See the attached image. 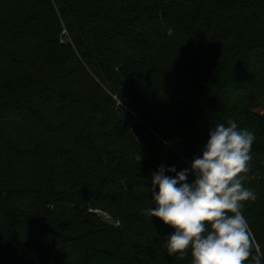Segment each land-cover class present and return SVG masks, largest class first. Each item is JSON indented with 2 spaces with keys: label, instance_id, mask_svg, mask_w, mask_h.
I'll return each instance as SVG.
<instances>
[{
  "label": "trees",
  "instance_id": "16d2710c",
  "mask_svg": "<svg viewBox=\"0 0 264 264\" xmlns=\"http://www.w3.org/2000/svg\"><path fill=\"white\" fill-rule=\"evenodd\" d=\"M261 105L264 0H0V264H191L143 213L151 174L191 183L229 120L264 251Z\"/></svg>",
  "mask_w": 264,
  "mask_h": 264
},
{
  "label": "clouds",
  "instance_id": "9594fccd",
  "mask_svg": "<svg viewBox=\"0 0 264 264\" xmlns=\"http://www.w3.org/2000/svg\"><path fill=\"white\" fill-rule=\"evenodd\" d=\"M255 135L238 129L235 120L215 125L202 155L175 178L165 172L175 167L161 165L151 174V199L155 208L143 213L174 229L167 238L170 256L183 258L191 249V264H264V251L257 244L242 214L244 202L256 194L243 181L250 171Z\"/></svg>",
  "mask_w": 264,
  "mask_h": 264
},
{
  "label": "rangeland",
  "instance_id": "374dc122",
  "mask_svg": "<svg viewBox=\"0 0 264 264\" xmlns=\"http://www.w3.org/2000/svg\"><path fill=\"white\" fill-rule=\"evenodd\" d=\"M255 110L258 111L260 114L264 115V105L257 106ZM107 219H110V217H108Z\"/></svg>",
  "mask_w": 264,
  "mask_h": 264
},
{
  "label": "built area",
  "instance_id": "2783aa9c",
  "mask_svg": "<svg viewBox=\"0 0 264 264\" xmlns=\"http://www.w3.org/2000/svg\"><path fill=\"white\" fill-rule=\"evenodd\" d=\"M104 217H105V218H108L109 216H108L107 214H104Z\"/></svg>",
  "mask_w": 264,
  "mask_h": 264
}]
</instances>
